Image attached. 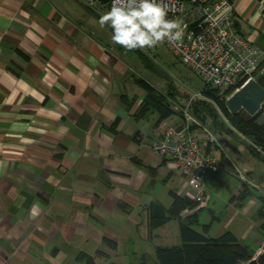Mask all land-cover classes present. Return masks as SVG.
Wrapping results in <instances>:
<instances>
[{"label": "crops", "instance_id": "0c3cea01", "mask_svg": "<svg viewBox=\"0 0 264 264\" xmlns=\"http://www.w3.org/2000/svg\"><path fill=\"white\" fill-rule=\"evenodd\" d=\"M103 4L0 0V264H88L81 252L124 264L126 244L141 248L173 221L172 244L180 242L177 218L151 227L152 207L169 208L171 190L187 196L190 188L152 149L159 112L140 114L145 92L128 77L111 28L98 23ZM235 12L240 33L264 48V0H236ZM202 136L223 160L206 175L246 170L230 200L250 212L258 201L249 184L264 191L256 155L244 142L232 148L225 136L222 144ZM211 198L207 191L205 208Z\"/></svg>", "mask_w": 264, "mask_h": 264}, {"label": "built area", "instance_id": "2783aa9c", "mask_svg": "<svg viewBox=\"0 0 264 264\" xmlns=\"http://www.w3.org/2000/svg\"><path fill=\"white\" fill-rule=\"evenodd\" d=\"M84 1L89 6L102 2ZM235 1L170 0L167 17L182 22L183 38L164 43L198 74L204 86L217 88L221 93L231 88L236 91L250 79L259 80L264 75V48L240 33ZM108 4L111 7L112 0ZM187 111L188 108L180 124L168 118L160 123L161 135L152 149L176 164L190 188L188 196L202 203L207 198L206 174L221 169L222 161L208 149Z\"/></svg>", "mask_w": 264, "mask_h": 264}, {"label": "rangeland", "instance_id": "374dc122", "mask_svg": "<svg viewBox=\"0 0 264 264\" xmlns=\"http://www.w3.org/2000/svg\"><path fill=\"white\" fill-rule=\"evenodd\" d=\"M97 4L92 5V8H97ZM103 5H105V8L104 10L101 9V15L111 8L107 3ZM113 48L121 50L123 60L128 67V77H130V80H135L134 82L138 84V80L143 78L145 81L152 84L155 90L164 95L170 103V106L174 108L175 113L173 115L178 118V122L183 121L184 116H186L185 109L188 108L187 114L191 122L194 123V125L196 124V128L204 134V136L215 137L221 144L223 143L221 138L225 136L231 143L230 147L232 148L238 147L243 149L245 146L242 142H251L246 135L242 134L232 122L222 115L223 111L219 108L213 97L209 94L201 93L205 82L194 70L185 65L165 43H161L152 49H136L132 51H127L123 47L113 43ZM171 83L173 84V88L171 87ZM140 87L141 86L138 84V88ZM143 90L146 94V90L144 88ZM190 98H193V100L188 107ZM197 100H207L211 103L212 109L221 114L223 122L221 123L220 121L214 125L209 115L206 116L204 119L205 121L200 119L195 113V101L197 103ZM182 110L184 116L181 114ZM241 112L247 115L244 110H241ZM152 115L153 114L150 112L148 116L151 118V126L153 123ZM145 122L148 121L146 120ZM220 130L224 132H218ZM227 131L234 132V135L229 134ZM239 139L241 140L239 141ZM252 158H254L259 168L256 174L264 171V161L257 156ZM221 161L223 166V160ZM244 176H247V173L243 168H238L235 174L232 173L229 168H224L217 175H212L210 173L206 175L205 182L207 191L212 194V198L206 208L204 205L206 200L196 207V210L199 212V223L197 226L202 229L203 224L210 222L211 227L209 229V235L211 236H219L228 229L232 230L241 242L251 246L252 255L254 257L258 256L263 251L264 232L260 228L262 220L258 216V209L262 206L260 196L264 194V191H259L252 184H249L252 190L250 195L257 198V204L252 205L253 207L251 206L250 212L247 213L245 211V214L241 206L234 204V207H231L232 202L230 197H232V195L230 190L240 185L241 182H243L240 178ZM261 187L264 189V179ZM235 209H237V212L233 220L232 215H234ZM173 219L176 218H172L171 220ZM171 224L177 229L175 221L172 223L170 222V225L161 229L163 231L157 239L147 241L141 248L139 247V243L135 245L129 243V246L126 244L124 251L127 254L124 259V264L138 263L144 259L151 263L156 262V245H172V242L176 241L174 231H172L173 226ZM122 263L123 262H120L119 264Z\"/></svg>", "mask_w": 264, "mask_h": 264}, {"label": "trees", "instance_id": "16d2710c", "mask_svg": "<svg viewBox=\"0 0 264 264\" xmlns=\"http://www.w3.org/2000/svg\"><path fill=\"white\" fill-rule=\"evenodd\" d=\"M108 1L102 0V3H108ZM259 81L264 85V75L259 78ZM138 84L146 90L140 108L141 115L145 116L149 111L157 110L159 112L157 124L160 125L163 120L175 113L167 98L158 93L152 84L143 78L138 80ZM171 87L173 88L172 83ZM234 90V88H231L221 93L217 88L204 86L202 93L209 94L215 99L219 108L223 111L222 115L251 141H244L246 146L254 155L264 161V103L255 115H246L241 111L232 113L227 106V99ZM195 104V113L203 121L209 115L214 125L220 121L223 122L221 114L213 110L211 103L207 100H197ZM181 114L184 116L183 110ZM194 127H196V124ZM218 132L224 131L220 130ZM227 132L234 135V132ZM208 149L211 150L209 146ZM247 192L248 189L243 190L236 197L242 201L248 196ZM170 193L173 197V203L169 208L162 203L153 204L151 227L162 226L172 218H177L180 227V242L172 245H158L156 247V262L151 263L144 259L138 263L129 264H246L253 258L251 246L241 242L232 230L228 229L220 236L213 237L208 235L211 227L210 222L203 224L202 229L197 227L199 223L198 210L185 217L182 216L185 209L196 208L200 204L198 201L188 195H180L173 190ZM260 200L262 206L258 210V216L262 220L260 228L264 232V194L260 196ZM106 241L109 242L110 240L106 238ZM113 245L116 246V243H113ZM78 258L86 259L88 264H96L93 256L86 252H81ZM259 260L264 264V253L260 255Z\"/></svg>", "mask_w": 264, "mask_h": 264}, {"label": "clouds", "instance_id": "9594fccd", "mask_svg": "<svg viewBox=\"0 0 264 264\" xmlns=\"http://www.w3.org/2000/svg\"><path fill=\"white\" fill-rule=\"evenodd\" d=\"M169 7L170 0H112L98 23L110 27L112 42L127 51L152 49L183 38L182 22L167 18Z\"/></svg>", "mask_w": 264, "mask_h": 264}, {"label": "water", "instance_id": "95a60500", "mask_svg": "<svg viewBox=\"0 0 264 264\" xmlns=\"http://www.w3.org/2000/svg\"><path fill=\"white\" fill-rule=\"evenodd\" d=\"M264 103V85L257 79L252 78L238 90L234 91L227 99V106L232 113L244 110L248 115H255ZM251 258L246 264H262L260 255Z\"/></svg>", "mask_w": 264, "mask_h": 264}]
</instances>
